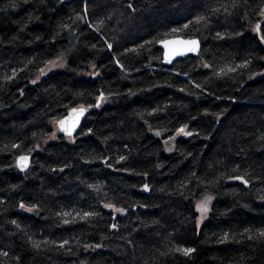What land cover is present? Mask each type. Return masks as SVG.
Returning <instances> with one entry per match:
<instances>
[{
    "label": "trees",
    "instance_id": "16d2710c",
    "mask_svg": "<svg viewBox=\"0 0 264 264\" xmlns=\"http://www.w3.org/2000/svg\"><path fill=\"white\" fill-rule=\"evenodd\" d=\"M0 264H264V0H0Z\"/></svg>",
    "mask_w": 264,
    "mask_h": 264
},
{
    "label": "water",
    "instance_id": "95a60500",
    "mask_svg": "<svg viewBox=\"0 0 264 264\" xmlns=\"http://www.w3.org/2000/svg\"><path fill=\"white\" fill-rule=\"evenodd\" d=\"M71 2L74 0H63ZM163 50V64L172 66L177 60L186 58L190 55L198 56L201 52V41L198 38L174 37L165 39L158 43ZM101 99L92 108L98 109ZM91 109L85 107H77L72 109L64 118L57 123L58 134L66 137L74 138L80 132L81 127ZM17 166L21 171H25L30 166V158L21 156L17 160ZM248 186L245 180L242 181ZM114 230V229H113Z\"/></svg>",
    "mask_w": 264,
    "mask_h": 264
},
{
    "label": "rangeland",
    "instance_id": "374dc122",
    "mask_svg": "<svg viewBox=\"0 0 264 264\" xmlns=\"http://www.w3.org/2000/svg\"><path fill=\"white\" fill-rule=\"evenodd\" d=\"M66 64L65 57L59 58L48 65L42 72V74H52L63 68ZM94 71V67L91 68ZM93 75V74H92ZM40 75V80L42 77ZM160 134V133H159ZM190 132L188 129L180 130L174 137L169 138L168 140L165 139L164 144L167 149V152L172 153L174 151V142L181 137H189ZM51 141L55 140V137H51ZM213 198L211 196H205L196 204V211L198 213V226L204 224V222L208 219L210 212H211V205H212Z\"/></svg>",
    "mask_w": 264,
    "mask_h": 264
}]
</instances>
